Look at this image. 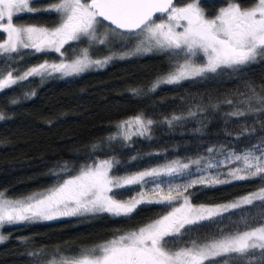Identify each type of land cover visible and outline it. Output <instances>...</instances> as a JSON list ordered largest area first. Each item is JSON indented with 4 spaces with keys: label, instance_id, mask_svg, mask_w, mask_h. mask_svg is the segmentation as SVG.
<instances>
[{
    "label": "snow or ice",
    "instance_id": "1",
    "mask_svg": "<svg viewBox=\"0 0 264 264\" xmlns=\"http://www.w3.org/2000/svg\"><path fill=\"white\" fill-rule=\"evenodd\" d=\"M33 3L35 0H0V35L6 34V38L0 40V91L30 77L43 79L54 73L78 74L92 65L103 67L113 58L93 60L89 58L88 49H84L70 62H44L23 71L13 67L22 59L24 49L54 50L63 55L61 49L65 44L82 38L89 43L106 44L110 36H134L140 38L136 53L157 48L170 50V54L176 56L183 55L184 63L176 64L158 78L150 91L161 84H179L211 74L228 71L236 74L264 61V0H255L248 7H242L236 0H226L227 6L219 8L212 18L206 16L199 0H191L180 7L174 0H58L47 8L33 7ZM40 12L57 14V25L48 28L13 23L16 15ZM104 22H109L110 32L98 35L97 26H104ZM126 55L129 53L120 58ZM197 57L203 63H196ZM243 88L245 92H238L243 99L237 100L234 110L227 115L253 120L264 117V84L245 82ZM134 94L139 93L134 90ZM224 103L233 105L232 100ZM189 115L195 113L189 112ZM3 119L0 113V120ZM183 119V116L173 115L165 118V122L172 125ZM154 123L138 114L120 122L118 133L108 140L120 137L130 141L132 135L150 136ZM259 127L264 132V123ZM256 131L255 126H242L239 136L256 140L243 149L212 146L206 149L208 156L189 159L187 163L172 161L163 167L124 177L110 175L114 165L119 163L114 158L94 159L78 169L62 165L60 173L67 178L61 176L57 184L42 192L22 199H7L0 192V229L22 222L90 213L130 216L140 204H158L171 211L135 231L114 234L113 239L91 248L73 250L74 255L65 256L60 249L49 253L42 247L28 255L34 258L33 264H264V187L218 205H193L189 192L196 185L208 188L255 178L264 181V135L255 137ZM104 146L103 142L93 145V151L103 150ZM161 177L172 179L164 181ZM180 179L185 182H174ZM162 183L167 192L161 187ZM137 184L152 185L155 198H147L143 192L128 201L114 198L113 189ZM257 208L260 209L258 213L249 214ZM232 215L238 216V220L231 223L227 233L217 227L218 237H204L201 242L191 238L203 222L219 225L230 220ZM6 239L0 235V243Z\"/></svg>",
    "mask_w": 264,
    "mask_h": 264
},
{
    "label": "trees",
    "instance_id": "2",
    "mask_svg": "<svg viewBox=\"0 0 264 264\" xmlns=\"http://www.w3.org/2000/svg\"><path fill=\"white\" fill-rule=\"evenodd\" d=\"M52 1L35 0L32 6L43 8ZM187 2L191 0H175L174 4ZM199 2L208 18L226 5V0ZM236 2L248 6L255 0ZM13 23L52 28L58 23V15L24 13L14 16ZM106 31L110 32L106 23L97 26L98 35ZM4 38L6 34L0 35V40ZM135 42L133 36L117 35L110 36L106 44L89 43L83 38L70 41L61 49L63 55L54 50H22V59L13 65L21 71L44 62L72 59L84 47L92 57L113 58L103 67L87 68L72 75L54 73L43 79L30 77L19 85L0 91V113L5 117L0 120V191L19 196L52 187L60 181L61 176L67 178L66 174L60 173L62 165L68 164L78 169L91 164L94 159L114 158L119 163L114 165L112 174H123L173 159L189 161L208 156L206 149L212 146L227 145L240 150L256 142L255 138L239 136L242 126L246 125L256 127L255 137L264 135L259 127L260 123H264V117L253 120L251 117L227 115L234 110L236 101L243 99L238 92L246 91L243 88L245 82L264 84V61L254 63L236 74L230 71L211 74L179 84H161L150 91L158 78L184 58L183 55L170 54V50L133 52L135 54L120 58L121 53L134 47ZM195 62L203 63V60L197 57ZM134 90L139 94H134ZM13 100L17 102L12 103ZM225 100H232L233 105L224 103ZM189 112L195 115L190 116ZM138 114L155 121L150 136L132 135L130 141L120 137L114 141L108 140L118 133L117 126L121 121ZM173 115L185 119L167 124L165 118L170 119ZM102 142L105 145L103 150L93 151L92 146L101 145ZM212 174L216 173L213 171ZM174 182L185 181L180 179ZM150 186L129 185L113 189V195L126 199L141 192H152ZM260 187H264V181L255 178L208 188L196 185L189 192L194 204H218L234 201ZM168 211L171 209H165L162 205L140 204L130 216L90 213L6 225L2 228L7 239L0 243V264H33L34 258L28 253L41 247L49 253L60 249L65 256L74 255L73 250L91 248L114 238V234L133 231L162 214L166 215ZM259 211L257 208L249 214L254 215ZM237 220L238 216L232 215L230 220L219 225L203 222L191 238L201 242L204 237H218L220 233H217V227L227 233L231 223Z\"/></svg>",
    "mask_w": 264,
    "mask_h": 264
},
{
    "label": "rangeland",
    "instance_id": "3",
    "mask_svg": "<svg viewBox=\"0 0 264 264\" xmlns=\"http://www.w3.org/2000/svg\"><path fill=\"white\" fill-rule=\"evenodd\" d=\"M55 2H58V0H54V1L50 2L49 4H46L43 8H47L51 3H55ZM252 4H253V3H252ZM252 4H251V5H252ZM184 5H185V4H182V5H176V6L180 7V6H184ZM251 5H248V6H251ZM31 6H32V5H31ZM226 6H227V4H226L225 6H223V7H226ZM248 6H242V7H248ZM211 18H212V17H211ZM157 22H160V20L157 19ZM14 24H15V23H14ZM17 25H30V24H17ZM34 25H36V24H34ZM37 26H41V25H37ZM44 27H46V26H44ZM178 30H180V29H178ZM133 38H135V40H136V42L134 43V47H132L131 49H129V50L125 51V52H122L121 54H124V53L132 54L133 52H135V49H136V47H137V44L139 43V39H140V38H138V37H134V36H133ZM84 49H87V48L84 47V48L80 51V53H79L78 55H76L75 57H73L72 59L67 60V59H65V58H62V59H60V60L57 61V62H48V63H49V64H53V63H60V62H62V61H64V62H70V61H72V60L78 58V57L82 54V52H83ZM153 50H162V49L154 48ZM88 55H89V58H90V59H93V60H103L105 57H108V56H103V57H92V56L89 54V52H88ZM182 63H184V60L181 61L180 64H182ZM196 63H197V62H196ZM198 64H199V63H198ZM97 67H100V66L92 65V66H90V67H88V68H97ZM168 72H170V71H168ZM168 72H167V73H168ZM167 73H165V74H167ZM165 74H164V75H165ZM164 75H162V76H164ZM162 76H161V77H162ZM155 82H156V81H155ZM131 117H134V116H131ZM131 117H128V118L124 119L123 121L128 120V119L131 118ZM121 122H122V121H121ZM133 131H134V129H133ZM172 161H179V162H182V163H187V162H188V161H181V160L173 159V160H169V161H167V162H165V163L158 164V165H154V166H151V167H149V168L141 169V170H138V171H133V172H129V173H123V174H112V172H111L110 175H112V176H114V177H124V176H129V175L135 174V173L140 172V171L150 170V169H152V168L163 167V166L169 164V163L172 162ZM160 179H161V180H169V179H171V178H170V177H161ZM150 187L152 188V185H151ZM163 187H164V190L167 192V188H166L165 186H163ZM48 188H50V187H45V188H41V189H36V190H34V191H31V192H29V193H26V194H23V195H19V196H10V195H7L4 191H0V192H3V193L5 194V197H6L7 199H22V198H24V197H27L28 195H31V194L36 193V192H42V191H44V190H46V189H48ZM143 193H145V195H146L147 198H155V194H154L153 192H147V191H145V192H143ZM138 196H139V194L134 195V196H132V197H128V198H126V199H119V198H117V197H115V196H114V198L117 199V200H121V201H128V200L133 199L134 197H137V198H138ZM230 202H232V201H230ZM191 203H192V202H191ZM226 203H229V202H226ZM192 204H193V205H196V206H199V205H218V204H225V202H224V203H218V204H194V203H192ZM58 218H59V217H58ZM152 221H153V220H152ZM152 221H149V222H147L146 224L151 223ZM146 224H144L143 226H145ZM143 226H141V227H143ZM139 228H140V227H139ZM137 229H138V228H137ZM137 229H135V230H137ZM135 230H133V231H135ZM129 232H130V231H129ZM0 235H3V236H4L2 229H0ZM111 239H113V238H111ZM111 239H109V240H111ZM107 241H108V240H107ZM104 242H106V241H104ZM104 242H102V243H104ZM99 244H101V243H99Z\"/></svg>",
    "mask_w": 264,
    "mask_h": 264
},
{
    "label": "water",
    "instance_id": "4",
    "mask_svg": "<svg viewBox=\"0 0 264 264\" xmlns=\"http://www.w3.org/2000/svg\"><path fill=\"white\" fill-rule=\"evenodd\" d=\"M174 2H175V0H174ZM160 16V14L158 13L157 14V17H159ZM104 23H106L107 25H109V22H104Z\"/></svg>",
    "mask_w": 264,
    "mask_h": 264
}]
</instances>
